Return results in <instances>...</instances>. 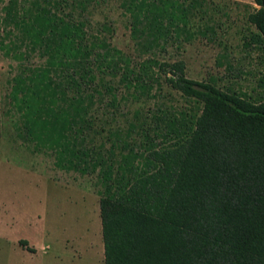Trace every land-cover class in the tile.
Here are the masks:
<instances>
[{"label": "trees", "instance_id": "16d2710c", "mask_svg": "<svg viewBox=\"0 0 264 264\" xmlns=\"http://www.w3.org/2000/svg\"><path fill=\"white\" fill-rule=\"evenodd\" d=\"M112 2L133 55L112 45ZM253 2L244 45L264 52V0ZM0 5L15 137L60 171L96 179L104 264H264V74L252 96L169 61V49L215 38L212 2ZM163 87L183 103L132 110Z\"/></svg>", "mask_w": 264, "mask_h": 264}, {"label": "rangeland", "instance_id": "374dc122", "mask_svg": "<svg viewBox=\"0 0 264 264\" xmlns=\"http://www.w3.org/2000/svg\"><path fill=\"white\" fill-rule=\"evenodd\" d=\"M209 1L215 38L197 35L183 49H169V61L183 60L191 80L221 79L220 85L254 96L264 74V52L244 43L255 30L247 13L257 6L253 0ZM109 8L105 12L115 22L112 45L133 55L125 17L115 2ZM95 18L102 20V13ZM201 24L194 22L195 28ZM225 52L229 71L220 58ZM12 66L0 56V264H104L96 179L60 171L49 153H35L15 137L6 100ZM159 103L183 102L178 93L163 87L155 99L131 108Z\"/></svg>", "mask_w": 264, "mask_h": 264}]
</instances>
